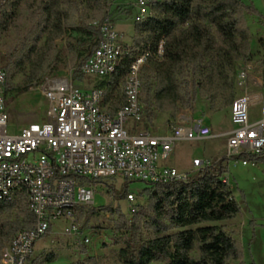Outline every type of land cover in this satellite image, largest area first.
Listing matches in <instances>:
<instances>
[{"label": "trees", "instance_id": "trees-1", "mask_svg": "<svg viewBox=\"0 0 264 264\" xmlns=\"http://www.w3.org/2000/svg\"><path fill=\"white\" fill-rule=\"evenodd\" d=\"M109 10L106 0H84ZM28 0H10L2 9L0 33L11 27L18 8ZM83 0H33L30 3L29 26L18 44L20 52L10 49L0 64L7 72L5 93L21 94L39 78L46 59L35 64L43 38L56 39L66 31L80 33L79 46L69 47L76 66L72 79L81 81L82 64L95 51L101 37L100 26L76 24ZM108 12V11H107ZM247 15H264L252 2L243 0H157L144 19L134 17L132 43L128 53L109 78L99 79L95 87L105 89L104 106L114 114L124 104V85L129 64L137 53L153 54L141 70V103L144 123L152 129L158 112H169L176 120L180 110L194 112L199 97L209 101L211 110L231 107L238 88L241 63L249 60L252 35ZM86 38V39H84ZM163 53L157 56L159 47ZM30 71L26 84L13 83L14 76ZM233 160L257 164L264 162V152L242 153ZM226 158L217 159L189 175L186 181L169 180L146 183L140 196L147 205L133 204L126 214L120 206L78 205L77 219L88 222L103 210L113 217L114 244L119 246L120 264H232L242 260V243L217 222L234 218L240 205L223 176L228 169ZM100 182V181H98ZM131 193V192H130ZM129 193L125 192V198ZM134 201V200H133ZM133 201H129L130 203ZM13 215V216H12ZM36 221L25 194L11 202L0 201V264L3 249L17 232L30 229ZM75 264H103L98 257L83 250ZM50 253L34 264L51 262ZM31 259V258H30Z\"/></svg>", "mask_w": 264, "mask_h": 264}, {"label": "built area", "instance_id": "built-area-1", "mask_svg": "<svg viewBox=\"0 0 264 264\" xmlns=\"http://www.w3.org/2000/svg\"><path fill=\"white\" fill-rule=\"evenodd\" d=\"M9 1L0 0V18ZM156 1L136 0L135 17L149 16ZM100 34L97 49L81 69L87 76L104 79L116 72L129 51L123 34L109 18L101 23ZM162 53L160 46L157 56ZM152 55L145 50L132 58L124 85V104L114 114L104 106V88L84 89L70 76L52 77L42 82L48 101L45 116L14 133L9 131L6 105L7 72L0 66V201L11 202L25 194L36 217L32 228L17 232L3 249L2 264H28L37 240L50 231L55 220H67L75 229V208L94 203L98 181L113 177L146 183L187 180L188 173L161 161L171 155L180 140L214 136L202 118L178 124L167 134L145 126L141 70ZM248 77V72L241 69L238 86L242 87ZM230 118L232 128L223 134L227 137L225 164L234 161L248 165L233 157L264 152V94L238 96L230 107ZM211 163V159L193 160L196 170ZM223 179L229 183L227 174ZM134 199L133 193L127 195L128 201Z\"/></svg>", "mask_w": 264, "mask_h": 264}, {"label": "rangeland", "instance_id": "rangeland-1", "mask_svg": "<svg viewBox=\"0 0 264 264\" xmlns=\"http://www.w3.org/2000/svg\"><path fill=\"white\" fill-rule=\"evenodd\" d=\"M32 1L28 0L22 4L18 8L9 30L0 33V61L10 49L18 50L20 39L29 26L30 3ZM106 1L110 6L109 10L98 5L87 4L83 0L80 14L74 15L75 23L98 25L103 16L109 13L106 18H109L114 27L123 34L126 43L131 44L136 0ZM243 1L252 2L264 15V0ZM246 21L252 35L251 52L249 60L243 61L241 65L242 69L248 72L249 77L242 87L238 86L235 90L236 97L244 93L259 92L264 94V19L256 15H247ZM79 38L80 33L77 31H66L56 39L49 37L47 41H45V37L43 38L39 45V53L33 60L35 64H39L47 58L48 62L45 63L41 78L34 81L26 92L21 94L9 92L5 95L10 114L9 131L11 133L25 127L30 122L41 120L45 116L48 109V101L42 88V82L45 79L73 77L76 68L73 61L75 52L69 46L78 48ZM2 64L3 62L0 66ZM29 71L30 65L26 64L25 71L14 76L13 83L18 86L25 85V77ZM75 83L81 88L90 89L95 87L97 80L84 74L82 80L75 81ZM254 111L257 110L254 109ZM180 112L187 116L190 122L202 118L204 124L210 127L214 137L180 140L174 145L171 155L161 163L174 167L180 172L193 175L197 171L193 165L195 158L215 161V159L223 157L227 144V137L223 134L232 128L230 108L211 110L208 99L199 97L194 112L186 109L180 110ZM175 126L177 123L171 118L169 112H158L152 130L167 134ZM227 169L229 185L240 205V212L234 218L215 224L221 225L243 245V259L232 261V264H264V162L243 165L241 162L229 161ZM96 184L92 206H120L124 213L129 214L133 211L134 203L142 205L148 203L146 197L140 196V192L146 187V182L113 177ZM125 192L135 195L133 202L130 203L125 198ZM72 226L67 220H55L50 231L37 240L34 253L28 264H34V259H41L50 253L56 255L55 260L41 264H75L77 259L83 257V250L98 257L103 264H120L117 260L119 246L114 244L113 217L110 213L101 210L99 215L91 217L88 222L77 219L75 229Z\"/></svg>", "mask_w": 264, "mask_h": 264}, {"label": "crops", "instance_id": "crops-1", "mask_svg": "<svg viewBox=\"0 0 264 264\" xmlns=\"http://www.w3.org/2000/svg\"><path fill=\"white\" fill-rule=\"evenodd\" d=\"M133 28H134V25H133ZM132 34H134V30H133ZM175 122L178 125V124L189 123L190 121L188 120V117L187 116H185L183 113L179 112L178 115H177V118H176Z\"/></svg>", "mask_w": 264, "mask_h": 264}]
</instances>
